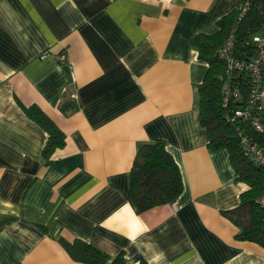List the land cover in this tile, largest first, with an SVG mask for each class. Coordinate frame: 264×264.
I'll use <instances>...</instances> for the list:
<instances>
[{
	"label": "crops",
	"instance_id": "obj_1",
	"mask_svg": "<svg viewBox=\"0 0 264 264\" xmlns=\"http://www.w3.org/2000/svg\"><path fill=\"white\" fill-rule=\"evenodd\" d=\"M238 0H0V264H85L76 238L126 264H264L223 214L248 185L199 117L208 64L191 39ZM67 53L61 63L57 56ZM77 108L64 114L60 105ZM38 106L65 133L46 163ZM162 139L178 198L138 213L130 170ZM108 264V263H105Z\"/></svg>",
	"mask_w": 264,
	"mask_h": 264
},
{
	"label": "trees",
	"instance_id": "obj_2",
	"mask_svg": "<svg viewBox=\"0 0 264 264\" xmlns=\"http://www.w3.org/2000/svg\"><path fill=\"white\" fill-rule=\"evenodd\" d=\"M243 5L246 9L240 15ZM216 24V32L198 33L191 39L199 58L208 64L199 85V117L208 133L209 149H226L237 179L248 185L240 193L237 206L223 210L222 214L238 227L237 239L253 241L264 247V207L258 202V197L264 192V168L243 153L237 128L260 145H264V132H257L249 121L234 114L237 108L247 104L250 83L246 72H231L229 79L233 86L239 88V96L230 97L225 106L222 104L221 77L226 66L217 53L219 46L232 34L233 51L237 58L250 59L255 55L252 37L264 28V0H238V6L220 17ZM22 107L48 134L42 149V157L48 163L54 150L64 146L65 133L38 106ZM76 108L72 101L60 105L66 115ZM182 189L179 167L166 149L164 140L140 144L130 170V190L136 211L140 213L156 205L174 202ZM60 241L76 261L85 264H126L122 251L111 257L94 244L79 238L71 242Z\"/></svg>",
	"mask_w": 264,
	"mask_h": 264
},
{
	"label": "built area",
	"instance_id": "obj_3",
	"mask_svg": "<svg viewBox=\"0 0 264 264\" xmlns=\"http://www.w3.org/2000/svg\"><path fill=\"white\" fill-rule=\"evenodd\" d=\"M246 5L240 7V15L245 11ZM255 46V55L250 59H240L234 55L233 35L230 34L217 49L219 58L225 62V74L222 78V104L227 105L230 97L239 96V88L233 86L229 79L231 72H246L249 76V93L247 104L234 111L235 116L249 121L259 133L264 132V28L252 37ZM57 59L63 63L67 61V53L61 52ZM237 136L243 153L264 168V145L253 141L240 128ZM259 204L264 207V192L258 197Z\"/></svg>",
	"mask_w": 264,
	"mask_h": 264
}]
</instances>
